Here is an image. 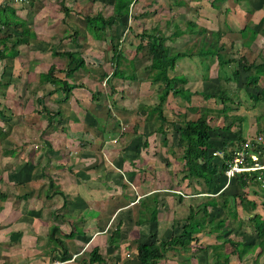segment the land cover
Masks as SVG:
<instances>
[{
	"label": "crops",
	"instance_id": "1",
	"mask_svg": "<svg viewBox=\"0 0 264 264\" xmlns=\"http://www.w3.org/2000/svg\"><path fill=\"white\" fill-rule=\"evenodd\" d=\"M60 1L0 0V6L7 4L14 7L17 14L27 21L29 27L36 34L28 42L16 44L14 43V36L17 37L22 34V27L0 23V37H7L6 41L0 45L4 53L0 56V191L6 196L5 199H0V264H50L54 262L52 255L44 252L48 251L50 247H48V242L54 225L60 228L56 236L65 240L69 248V254H72L68 260H65L66 263L64 264H81L83 254H88L90 257V251L94 247L99 246L100 252L103 253V245L97 241L102 239V233L108 232L110 215L123 214L126 212L127 207L132 208L133 204L139 206L140 199L143 196L159 195L161 198L163 195L160 192L173 191L166 178H157V183H163L167 187L154 186L155 178H152L151 175L147 176L152 171L146 170V167L135 168L132 166L137 159L143 157L140 152L142 146L135 141L134 137L137 134L134 130L121 128L119 134H113L109 132V129L105 132L104 129L107 128L104 127L101 131L104 137L101 135L102 138L97 137L94 140L93 126L88 124L92 128H89L90 130H86V132L80 127L75 128L76 125H81L83 128L84 124L81 123L84 120L85 124L92 121L94 123V120L88 115L89 105H84L87 112L84 113L83 117L74 116V118L78 117L79 119L77 123L70 121L68 126H65L62 122L60 123L62 119L65 121L64 111L59 117L57 114L55 115V108L54 110L49 104L42 106L38 103V97L41 93L44 95L46 92L52 95L56 93L53 102L67 103L72 96L67 99L61 91L55 89L48 91V83L43 84L40 82V74L46 69H42L43 63L38 62L37 59L39 58L34 57L42 54L43 50L50 48L52 52L54 47H57L54 40L60 35L57 33L58 23L62 17L65 18L64 14L62 17L60 15L62 13ZM186 1L188 2V0ZM263 1H261L262 4ZM133 2L136 1L133 0ZM234 2L239 7L242 5L239 0H234ZM66 4L75 12L70 5V0H66ZM244 4H246V1ZM263 6L258 7L264 10ZM258 7L255 9L257 10ZM240 9L242 14L252 13ZM262 33L264 34L263 30ZM250 48L247 47L244 55L250 56L251 54L255 58L257 53H249L248 49ZM57 50L59 51V49ZM260 52L264 55L263 49ZM21 72H26L27 76L25 77V74L21 75ZM262 81H264V78ZM40 100L45 103L44 100L39 98ZM200 105L191 104L195 107H200ZM45 107L48 108L47 112ZM74 112L76 113V110ZM191 112L198 113L197 110ZM198 117L199 113L194 119ZM98 120L100 121L99 118ZM103 124L106 123L103 121ZM96 126H98V123ZM96 126L94 125V128H97ZM113 135L117 137L112 139ZM125 135L130 136V139L127 140L128 144L124 142ZM118 142L122 146L121 154L115 150V145ZM89 146L95 149L101 146V153L86 154L89 149H92ZM137 146H140V149H137ZM76 149H79V151L76 152ZM137 150L139 151L136 152ZM79 156H90L89 164L87 162V165L84 166L82 161L79 160L83 157L78 158ZM69 160L70 162L67 164ZM183 163L185 164V161ZM180 172L182 173L180 180L183 183L188 180L183 186L184 189H189L191 181L183 178L184 168ZM224 172L226 173V169ZM226 175L224 174L221 177L223 182L215 180L220 176L219 174L218 177L214 175L213 179L218 184L214 190L212 189L215 184L214 180L209 184L200 180V182L197 181L198 184L196 188L192 189L194 192L191 194L174 190L175 194L173 196L178 195L180 198H182V195L185 198L190 196L200 197L202 195L207 198L218 197L223 189L231 187L235 189V183L239 182L237 178H234L235 176L229 177ZM51 178L55 183L54 187L49 186ZM109 179L115 181V185H109ZM238 186L240 185L238 184ZM217 188H219L218 191ZM56 189L63 190L65 195L58 193ZM248 189L247 185L244 189L245 197L250 200L251 205H253L252 202H255L256 206L259 203L264 206V184L259 185L256 183L255 190L252 192L255 193V196L250 195ZM113 190L117 191L113 192ZM232 192L233 190H231ZM171 197L172 195L169 196L170 200ZM128 200H130V204L126 205L127 202L125 201ZM161 203H163V200ZM183 203L186 205L187 202L183 201ZM182 204L177 207H183ZM198 204L200 203L198 202ZM238 204H241V202L237 203V216H229L227 208H224V211L220 206L215 207L216 210L211 214V218L224 220V225L209 234L205 232L197 233V236L200 234L205 237L201 238L203 240L200 239L201 242L205 240L210 242L206 247L199 248L201 252L206 253V251H214L216 247H220V254L215 256L221 257L222 260H228V264L238 262L240 264H249V262L255 264L254 260H258L257 250L242 256L239 254L241 249L236 251V248L239 247L232 244V241L237 243L233 235L237 234V228L239 225L241 226L242 222V218L239 216ZM173 206V202L163 204L165 209L168 208L164 212L171 211L172 213L173 210L170 209ZM160 209H162L161 206ZM174 209L175 212L177 208L174 207ZM211 209H214V207ZM218 210H221L222 216L219 215ZM254 210L249 212L248 219L258 239L256 229L249 218L254 213H260ZM217 213L218 215H215ZM162 214L164 213L160 211L159 219L155 221L156 230L159 229ZM262 215L264 216V214ZM218 217L221 218L218 219ZM173 219V222H175L180 218H177L175 214ZM123 230L119 245L112 246L106 240L108 248H111L109 249L111 254L118 252L120 247H126V255L123 253L121 259L118 260L119 262H126L130 257L135 256L137 248L136 246L133 247V250L130 249L133 242L128 240L130 235ZM164 230L166 231L168 228H164ZM82 231L83 233H81ZM72 232L74 237H69L68 234ZM247 243L254 242L247 241ZM90 245L93 246L89 248ZM231 245L233 249L229 251L227 247ZM178 251L177 249L170 250L172 253H177V256L169 254V252L162 261H165V263L194 264L195 258L187 255L184 250L179 251L182 252L181 254ZM183 256L186 258L184 259ZM260 262H264V260L260 259Z\"/></svg>",
	"mask_w": 264,
	"mask_h": 264
},
{
	"label": "rangeland",
	"instance_id": "2",
	"mask_svg": "<svg viewBox=\"0 0 264 264\" xmlns=\"http://www.w3.org/2000/svg\"><path fill=\"white\" fill-rule=\"evenodd\" d=\"M135 1L136 2H133L132 4L131 17L128 20L130 28L122 25L121 23L117 27V32H119L120 35L119 38L121 41V49L123 50L125 56L121 65L123 68H125L126 66L130 67V60L135 57L137 45L141 41L140 33H142V30H144L145 28H150L158 22L160 24V27L162 28V31L165 32L166 35L172 34L174 27L172 25L169 26L166 23V20L168 19L167 17L175 18L176 20H178L182 27L186 26L185 19L192 17L198 21V24L201 27L205 26L208 28L209 31H217L219 29H224L228 33H226L220 39L219 45L223 46L222 53L224 54V57L235 58L237 61H239L233 62L231 64L232 66L234 65V67L236 66L235 68L240 67V60H242V56L244 55V52L247 49V47L242 44V34L240 33V30L243 29L245 25L249 24L258 31V35L253 41L251 48L248 49V52L260 53L262 49L264 50V34L262 33V30L264 32V10H261V8L258 7L260 5L263 6L264 1L262 4V0H245L246 4H242L240 5V7L238 5H235L234 0H188V6L184 7L176 6V0ZM70 2V5L74 8L75 12L63 18L62 15L64 13L62 11V13L60 14L62 18L58 23L59 29L57 32L60 35H58L54 42H56L55 44L57 46V49H59L60 51L73 49L78 50L82 53L87 62L86 68H81L77 70L71 79L76 83H80L83 85H79L73 90V93L71 94L72 96L70 97L69 101H67V103L57 101L53 102L55 101L54 96H56V93H54L55 95H52L49 92H46L45 95L40 92L41 95L38 97V103L42 106H44V104L45 106L49 104L51 107H53V109H56H54L55 115L57 114V116L59 117L64 111V117L66 116V118L65 121H63L62 119L60 123L62 122V124L65 126H68L70 121H74L77 123L79 119L78 117L74 118V116L83 117L84 113L87 112V109H85L84 105H89L90 107L88 109V115L91 117V119L94 120V123L92 121L85 124L84 120V122L81 123L85 125H83V128L81 125H76L75 128L80 127V129H83L86 132V130H90L92 128L89 127L88 124L93 126L92 133L94 134V140H96L97 137H101V131L104 127L107 128L104 129L105 132L109 129V132L113 134H119L121 128H127V130L134 131L137 130L140 134L146 133L144 131L145 126H147L145 124L148 123L146 119L148 112H144V110L148 108H143V106L156 102L157 98L154 95L159 90V85H153L150 83V81H145L146 72H144L142 66L143 64H148L150 62V59L144 56L145 53H143V56H139L140 58H134L135 63L137 65V73L139 74V76L143 77L142 79L132 81L115 77L112 79L111 83H107L104 73H111L114 69V66L116 65L112 61L113 53L111 50V45L107 40H97L96 38H94V36L89 33L88 29L86 28L84 18L88 14L95 15L98 12H103L104 15L109 16L113 13V0H70ZM257 7L258 11L255 9ZM240 8L252 13L242 14V10ZM195 10H198V12L195 13ZM146 11H148V13H145ZM135 16L137 18H134ZM76 29H78V33L76 34V36L74 35L75 40H72L71 37L68 36L72 33L74 34V31ZM211 36L212 35L207 32L206 37L211 38ZM202 38L203 35L201 33L186 32L182 36H178L174 39H170L167 41L168 45H171L174 48H178L181 50H188L190 53L187 56L178 59L176 69L174 72H172V74H185L189 78V85L192 90L205 89L207 91L218 92L221 83L226 84L225 88L228 89L226 90L230 91V94L234 98H239L241 103L244 105H240V107L233 105L236 109L228 111L231 117L230 120L224 118L221 115V112H214L213 114H211V124L213 126H225L230 124V122L233 120V116L237 114H245L247 116V120H244L243 125L241 126L244 131L245 137L255 136L257 133L260 132L264 135V121H258V118L256 117L257 115L264 114V102H260L259 104H256V106H253V102H251L250 99H246V92L242 87H239V83L232 80L231 82H229V84H227L225 83V79L218 77L219 64L217 57H200L197 54V51L202 44ZM248 38L249 37L246 36L245 39ZM34 57L39 58L37 59L38 62L43 63L42 69H47L49 64L53 62H56L60 67L66 68L68 62L67 57L53 56L50 48L43 50L42 54H39L38 56L35 55ZM251 58L252 57L250 54L249 59ZM206 64H209V69L206 68ZM22 74H25V77L27 76L26 72H21V75ZM58 75L64 77L65 73L59 69ZM203 75H206L207 77H209V79L206 80ZM14 76L16 75L14 74ZM259 85L261 87L264 86V81L261 80L259 82ZM54 87L55 86L51 83H48L47 85L48 91L54 89ZM98 93L99 95H96ZM109 93L112 94L109 96ZM237 94L239 95V97L237 96ZM39 98L44 100L45 103H43L41 100L39 101ZM193 99L194 100L191 103L192 105L201 104V107L213 106V108L221 106L220 103H216V100L214 98L206 100L202 95H194ZM115 103L117 104L115 105ZM187 106L188 102H186L183 98L173 97L171 95L167 99L165 112L169 120H175V118L177 119V111L180 110H185L187 112L186 119L196 118L199 112H195V114L194 112L188 111L186 109ZM45 108L47 112L48 108ZM74 110H76V113L74 112ZM98 118L100 119V121L98 120ZM178 118L181 119V117ZM81 119L83 120L84 118ZM234 120H236V123L233 124L232 129L237 133L240 130L239 124L241 123V120L239 119V117H236V119ZM103 121L106 124H103ZM97 123L98 126H96ZM94 125L97 128H94ZM170 133L168 135L169 141L171 142L169 145L164 144V134L160 133H153L148 137L146 135H142L141 137H134L135 141L139 143L138 145H141V143H143L146 139L148 140L149 145L145 146L142 144L140 152L142 153L143 157L139 160L137 159L135 161V164H133L132 166L135 168L146 167V170L152 171V173L147 174V176L151 175L152 178H155L154 180L156 182L155 184H153L154 186L161 188L167 187V185L163 183H157V178H166L167 182L171 186V190H181L185 194H191L192 192H194L192 189L196 188V185L198 183L196 180H194L190 183L189 189H184L183 186L186 182H188V180H185V182L183 183L182 180H180L182 176L180 170L184 168V161L182 158L184 149L182 146L176 145L179 134L177 132L174 134H172L173 132ZM220 134H222V132H220ZM116 137L117 136L113 135L111 138L114 139ZM128 139H130L129 135H127L124 139V142L126 144L129 143L127 141ZM101 146L98 148L96 147L97 149L93 148L92 146H89L92 149H89L86 154H95L97 152L101 153ZM115 146V150H117L121 154L122 146L120 142L116 143ZM78 151L79 149H76V152ZM85 156L78 157H83V160H79L82 161L84 166L89 164L88 160L90 157ZM261 159V161L264 162V159ZM69 162L70 160L67 162V164ZM155 170H157V172H155ZM109 181V185H115V181H112L110 179ZM236 186H238V184L235 183V187ZM255 186L256 183L253 187L252 185H249L248 190L250 191V195L255 196V193H252L255 190ZM236 188V191H242L241 187L238 186ZM231 189L234 190L233 187H231ZM116 191L117 190H113V192ZM173 191L166 193L164 191L160 192V194L163 195V197L161 196V198L165 200V203L168 204L170 202L171 204L173 202L174 206L170 209L173 210L172 213L171 211H167L165 213L164 211L168 208L165 209V207L161 205L162 209H160V211H162L164 214L161 215L159 229L157 230L155 222L151 225L148 223L138 225L137 216L139 206L135 204H133L132 208L127 207L126 212L123 214L120 213L119 215H110L108 232L102 233V239L97 241L98 243L103 245L102 254L105 257L107 264L119 262L118 260L121 259V255L123 253L126 255L127 250L125 246L120 247V249H118V252L111 254V250H109L111 248H108V244L106 243L107 237L111 234V232L117 227L119 223L122 224V230L124 229L123 231L126 232V234L130 235L128 240L133 242L130 245V249L133 250V247H136L139 241H160L163 239H169L170 232L172 231V229L169 228H172L174 226L173 217L175 216V214L177 218H180L179 221H182L187 215L191 206H197L198 202L201 203L207 200V197L204 195L200 197L190 196L189 198H185V196L182 195V198H180L178 195L173 196L175 194V192ZM171 195L172 197L170 200L169 196ZM183 201L187 202L186 205H184ZM240 201V198L236 200L237 203H239ZM125 202H127L126 205L130 204V200ZM181 204L184 206L177 207ZM238 206V210L240 212L239 216L242 218V222L241 226L239 225V227L237 228V234H234L233 237L237 241L239 249H242L245 246V244H242V242L247 243L248 241L255 243L258 240L257 236L253 232L250 221L248 219V216L250 214L249 212L255 209L254 211L264 214V206L260 203L257 206L254 204L251 205L248 198H246L245 204L241 203L238 204ZM174 207L177 208L175 212ZM215 210L216 208L211 209V213L213 214ZM218 211L219 215L222 216V213L220 212L221 210ZM218 213L215 215H218ZM219 218L221 217H218V219ZM164 228H168V230L165 231ZM201 238L205 237L199 234L197 236V240L192 241L191 248L186 252L187 255H190L196 259L193 261L194 264H215L214 259L215 261H217L218 257H216L215 255L220 254V249H214V251L212 250L210 252L206 251V253L201 252V249L199 247H206L207 244L210 243L206 240L204 242H201ZM92 246L93 245H90L89 248ZM227 249L231 251L233 249L232 245L228 246ZM44 252L48 253V251ZM179 253L181 254L182 252ZM169 254H174L175 256H177V253L175 252H170ZM83 255V257L89 259L88 254ZM183 258L185 259L186 257L183 256ZM129 259H131V257ZM260 259L264 260V254L261 256ZM186 261L188 262V260ZM160 264L176 263H165V261H162V263ZM236 264H240V262Z\"/></svg>",
	"mask_w": 264,
	"mask_h": 264
},
{
	"label": "trees",
	"instance_id": "3",
	"mask_svg": "<svg viewBox=\"0 0 264 264\" xmlns=\"http://www.w3.org/2000/svg\"><path fill=\"white\" fill-rule=\"evenodd\" d=\"M241 4L245 0H239ZM243 2V3H242ZM61 9L64 16H69L73 9L66 4V0H61ZM133 0H113V13L109 16L104 15L103 12H98L97 14H88L85 16L84 21L86 28L89 33H91L97 40H107L111 45L112 50V61L116 64L111 73L105 72V78L107 83H111L112 79L118 77L124 80H137L142 79L137 73V65L135 63V57L139 56L148 57L150 62L148 64H143L142 69L146 72L145 81H150L151 84L159 85V90L155 93L157 101L152 104H147L143 106L144 112H148L146 119L148 121L147 126H145L146 133L140 134L137 130L136 136L141 137L146 135L147 137L153 133L164 134L163 142L165 145H169V133H178V138L176 145L183 147V160L184 164V179H189L191 182L196 180L204 181V183L209 184L214 179V175H220L215 180L223 182V175L227 169V160L232 158L234 151L239 148L246 138L242 125L244 120H247L245 114H237L232 117L230 124L225 126H213L211 124V114L218 111L221 115L230 120L229 110L236 109L233 105L240 107L244 105L241 103L239 98H234L230 91L225 88L226 84L221 83L218 92L207 91L205 89L192 90L189 85V78L185 74H172L175 71L178 59L187 56L188 50H181L168 45L167 41L174 39L175 37L182 36L186 32H197L203 35L201 40V46L199 47L197 54L200 57L210 56L211 58L217 57L218 60V77L225 79V83L229 84L232 80L239 83V87L245 90L246 99H250L253 102V106L264 102V86L261 87L259 82L264 78V55L260 52L257 56L249 59V56L243 55L242 60H240V67L235 68L231 64L233 62H239L235 58H226L222 53V47L219 45L220 39L228 32L224 29H219L217 31H209L207 27H201L198 21L194 18H186V26L182 27L178 20L175 18L167 17L166 23L170 26L172 25L173 31L171 35H166L162 31L160 24L157 22L150 28H145L140 33L141 41L137 45L136 55L130 61V67L123 68L121 65L123 59L125 58L124 52L121 49V41L119 32H117V27L121 23L122 25L130 28L128 20L131 17V7ZM186 0H176V6L184 7L188 6ZM215 4V3H214ZM173 7V6H172ZM171 7V9H172ZM198 10H195V13ZM145 13H148L146 11ZM133 17V16H132ZM134 18H137L136 16ZM0 23L2 25H20L22 27V34L19 36H14L16 44L26 43L31 37L36 36L32 28L29 27L27 21L21 18L16 9L10 5L3 4L0 6ZM125 27V29H126ZM242 36V44L250 48L251 44L258 35V31L250 26L245 25L243 29L240 30ZM209 32L212 36L207 38L206 34ZM78 33V29L74 31V34H70L72 40H75L74 35ZM248 36V39H245ZM7 37H0V45L6 41ZM5 48V47H4ZM18 53V52H17ZM192 53V51H191ZM3 50L0 47V56L3 55ZM54 56H64L68 58L66 68L60 67L56 62H53L48 66L45 71L40 74V82L43 84L51 83L55 86L56 91H61L66 95L68 99L73 90L80 83H76L71 78L74 76L75 72L81 68H86V59L82 53L78 50L68 49L65 51H58L57 47L52 50ZM14 55V54H13ZM209 69V64L205 65ZM59 69L65 73L64 77L58 75ZM208 75V74H207ZM204 78L209 79L206 75ZM227 89V90H226ZM112 94V93H111ZM110 94V95H111ZM96 95H99L96 94ZM181 97L186 102H188V111H198L199 117L197 119H186L187 112L184 110L177 111V119L169 120L165 109L167 105V99L169 96ZM194 95H202L206 100L214 98L216 103H220V107H195L191 106ZM235 96V95H234ZM239 97V95L237 94ZM236 96V97H237ZM98 97V96H97ZM117 103H115L116 105ZM220 115V116H221ZM178 117H181L179 119ZM236 117L241 120L240 130L236 133L232 127L236 123ZM258 121H264V114L256 116ZM149 120H153L152 122ZM154 122V123H153ZM264 131V130H263ZM222 132V134H220ZM261 133V132H260ZM171 134V133H170ZM258 134V133H257ZM222 135V136H221ZM148 146L149 142L146 139L141 146ZM140 149V146H137ZM218 149H224V156H216L214 152ZM139 150H137L138 152ZM248 163H253L251 156L248 157ZM227 176V175H226ZM235 179L239 180V184L242 188L241 192L236 191L238 186L235 187L231 193V188L223 189L217 196L209 197L206 201L198 204L197 206H191L189 213L182 220H175L174 226L171 228L169 239H163L160 241H139L135 256L133 255L131 259L126 262H113V264H160L163 259H165L172 249L188 251L191 248L192 241L197 239L196 234L199 232L211 233L217 229H220L224 225V220H215L211 218V208L220 206L221 209L227 208L228 215L237 216V203L236 200L240 198V202L245 204L246 197L244 189L249 187V185L264 184V169H258L253 171H244L235 175ZM214 180V182H215ZM225 180V179H224ZM217 183L212 186V189H216ZM50 187H54L55 183L53 179H50ZM239 186V187H240ZM219 188H217L218 191ZM58 193L65 195L64 191L61 189H56ZM28 195V194H26ZM6 196L0 191V199H5ZM221 198V199H218ZM159 195L154 196H143L140 199L137 223L139 224H152L159 219L160 206L165 204L164 200ZM250 202V200H249ZM255 205V202H252ZM231 204V205H230ZM195 207V208H194ZM252 225L256 229L258 234V241L256 243H245V246L239 250L240 255L248 254L249 252H254L257 250L258 260H254L255 264H264L260 262V256L264 254V216L260 213H254L250 217ZM181 226V227H180ZM122 224L119 223L117 227L108 236V243L110 245L117 246L122 235L121 231ZM180 227V228H179ZM59 227L53 226L51 230V235L49 238L50 246L48 248V253L52 255V260L65 261L68 260L72 254H69V248L65 242L56 234L59 233ZM83 233V231L81 232ZM69 237H74V233L68 234ZM71 235V236H70ZM232 244L234 243L232 241ZM244 244V242H243ZM220 247H216L219 249ZM259 249V250H258ZM217 258L215 264H228L226 260ZM228 261V260H227ZM81 264H107V261L103 254L100 252V247L96 246L90 251V257L82 258Z\"/></svg>",
	"mask_w": 264,
	"mask_h": 264
},
{
	"label": "built area",
	"instance_id": "4",
	"mask_svg": "<svg viewBox=\"0 0 264 264\" xmlns=\"http://www.w3.org/2000/svg\"><path fill=\"white\" fill-rule=\"evenodd\" d=\"M224 149H218L214 152L216 156H224ZM264 155V135L258 133L255 136L246 137L241 146L234 151L232 158L227 160L226 174L233 177L244 171H253L264 169V162L261 158ZM251 156L253 163H248V157ZM66 261L56 260L52 264H64Z\"/></svg>",
	"mask_w": 264,
	"mask_h": 264
}]
</instances>
